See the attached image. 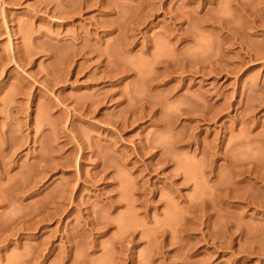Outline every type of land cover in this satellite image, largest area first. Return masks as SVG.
<instances>
[{
	"label": "rangeland",
	"instance_id": "374dc122",
	"mask_svg": "<svg viewBox=\"0 0 264 264\" xmlns=\"http://www.w3.org/2000/svg\"><path fill=\"white\" fill-rule=\"evenodd\" d=\"M4 8L0 264H264V0Z\"/></svg>",
	"mask_w": 264,
	"mask_h": 264
},
{
	"label": "bare ground",
	"instance_id": "6f19581e",
	"mask_svg": "<svg viewBox=\"0 0 264 264\" xmlns=\"http://www.w3.org/2000/svg\"><path fill=\"white\" fill-rule=\"evenodd\" d=\"M10 1H16V0H0V8H1V10H0V18H1V20H2V23H0V36H5V38H7L8 40H9V38H11V30H10V28L6 25V23L4 22V19H5V16H6V11H5L6 8H4V5H6V4H7L8 2H10ZM81 1H82V0H81ZM83 2H84V1H83ZM85 2H86V1H85ZM80 4H81L80 7H82V5H85V4H82V3H80ZM86 6H88L87 3H86V5H85L84 8H86ZM80 10H82V9L80 8ZM20 30H21V28H20ZM20 30H19L18 32H20ZM13 58H14V60L16 61V58H15V57H13ZM86 111H87V112H82V113H83V114H86V116L91 114L90 109H89V110H86ZM247 198H251V195H250V196H243V197H240V199H241L243 202H245L246 204H251L252 201H248ZM261 198H262V201H261L257 206L259 207L260 211H264V195H263ZM240 199H239V200H240ZM257 211H258V210H257ZM257 251H258V253H259L260 255L264 256V243H263V242L260 243V245H259Z\"/></svg>",
	"mask_w": 264,
	"mask_h": 264
}]
</instances>
